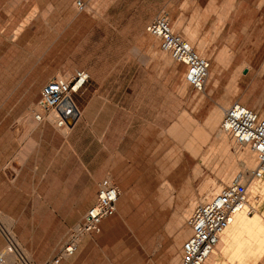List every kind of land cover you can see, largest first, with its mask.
I'll return each mask as SVG.
<instances>
[{"label": "rangeland", "instance_id": "rangeland-1", "mask_svg": "<svg viewBox=\"0 0 264 264\" xmlns=\"http://www.w3.org/2000/svg\"><path fill=\"white\" fill-rule=\"evenodd\" d=\"M20 1L0 0V167H7L9 176L14 175L18 169L14 160L19 163V158L26 155L25 151L19 152L21 145L23 147L26 142L28 153L36 146V134L25 122L29 116L26 113L35 108L44 83L76 68H88L92 62L94 72L102 75L110 72L109 83L103 86L102 96L99 95L101 107L98 105L97 108L102 113L101 126L109 125L106 134L108 171L102 178L109 176L118 184L119 203L125 206L124 211H120L119 239H110L119 240V251L122 252L119 264H179L182 242L189 235L185 225L188 214L184 216V212L204 201L209 181L221 187L230 183L238 172L248 173L255 166L254 162L244 169L241 152L249 149L236 146L228 134L225 139L218 134L222 132L219 124L224 110L233 101L259 113L264 111V11L261 10L264 0H245L243 3H239L241 0H221L222 3L189 0L183 6L180 20L173 23L170 14L167 15L173 28L210 61V68L216 61L217 82L215 85L210 83L212 91L205 90L204 93H197L183 84L186 98L171 108L161 100L139 101V113L133 121V142L139 152L136 157L138 178L133 180H119V175H124L119 174V127L130 119L120 115L119 102L131 104V99L119 97L122 88L119 83L122 62H119L131 53H91L86 50L90 40L85 35L90 23V9L95 8L93 10L98 13L91 14L96 17L106 4H84L83 10H79L72 4L62 3L65 0H53L52 4L49 3L51 0H27L22 4ZM32 8L37 11V18L25 30L23 28L22 41H9ZM27 22L24 21L23 26ZM99 23L100 28L107 29L106 22L101 20ZM189 35L193 41L189 40ZM147 37L146 44L150 50L154 48L152 54L155 57L150 75H155L157 89L162 88L158 80L165 85L169 76L168 64L174 62L159 49L156 38ZM97 39L99 37H92L93 41ZM114 39L118 43L119 36ZM224 49V61L219 63L218 55ZM106 90L111 91L107 94ZM214 115H217L215 122L212 121ZM31 117L34 118L33 113ZM37 124L38 131L40 123ZM30 142H34L33 146ZM98 162L99 157L92 166H98ZM249 207L254 212L248 215ZM84 213L73 214V223L61 229V233L65 232L63 239ZM6 215L0 212V255L2 251L11 255L12 244L5 228L13 232L18 246L22 242L20 229L14 227L12 216ZM230 233L225 245L214 251L213 264H264V177L252 181L246 209L220 241ZM16 253L19 254L17 250ZM57 253L58 250L51 258Z\"/></svg>", "mask_w": 264, "mask_h": 264}, {"label": "crops", "instance_id": "crops-1", "mask_svg": "<svg viewBox=\"0 0 264 264\" xmlns=\"http://www.w3.org/2000/svg\"><path fill=\"white\" fill-rule=\"evenodd\" d=\"M26 1L21 0L20 4ZM77 1H80L83 7L84 4H106L96 17L91 13L98 12L93 10L95 9L93 7L90 9V23L87 26L89 30L85 31V35L90 37L87 51L131 53L124 55L119 62H122L119 70V83L122 84L119 97L131 99V104L119 102L120 115L130 117L127 123L119 127V174H124L119 175V180H133L138 178L136 157L139 152L136 143L133 142L135 131L133 121L139 113V101L161 100L167 108H171L174 103L182 102L186 98L182 85H188L183 78L185 66L173 61V64H168L169 76L165 85H162L159 79L158 83L162 88L157 89L156 77L150 75V67L155 60L152 54L154 48L150 50L146 44L149 34L145 27L157 15L170 14L172 22H177L180 20L183 6L188 4L189 0H65L62 3L72 4L75 8ZM53 2L55 1H49L50 4ZM220 2L222 3L221 0H217L216 3ZM243 2L245 0L239 3ZM261 3V10L264 11V1ZM83 7L79 10H83ZM36 12L34 9L28 12L15 31L27 20L29 22L23 26L25 30L37 18ZM101 20L107 23L106 30L100 28L101 23L98 22ZM93 36L99 39L93 41ZM106 36L110 37L106 40L104 38ZM116 36H119L118 43L114 39ZM215 63L216 61L212 62L209 69L213 72V76L207 79L208 85L205 90L208 92L213 89L210 83L214 84L216 81ZM91 64L92 62L88 68H84L89 73V83L73 95L81 111L76 123L66 132L56 128L60 133L53 129L51 123H40L38 131L37 128L32 131L36 134L34 135L36 146L32 151L27 152L26 142L23 147L21 145L19 152L25 151L26 155L25 158H19V163L14 160L18 165L14 175L9 176L7 167H0V212L12 216L14 227L20 229L21 245L25 249V251L22 249L20 243L16 246L18 245L16 241L11 242L9 264L16 262L50 264L54 257L51 258V255L56 250L59 251L65 234V232L61 233V229L68 228L73 223L74 213L86 211L95 201L98 183L108 171L106 134L109 125L105 123L101 126L102 113L97 106L101 107L98 100L102 97L99 95L100 92L104 93L103 86L109 83L110 72L107 75L94 72ZM110 91L106 90V93ZM98 157V166L93 167L92 163ZM123 208H125L124 204L119 203L118 199L116 212L101 221L100 231L85 235L77 251L72 256L64 258L59 264H119V256L122 255L119 251V240L110 239H119V219L120 213L124 211ZM6 229V234L12 232L9 228Z\"/></svg>", "mask_w": 264, "mask_h": 264}, {"label": "built area", "instance_id": "built-area-1", "mask_svg": "<svg viewBox=\"0 0 264 264\" xmlns=\"http://www.w3.org/2000/svg\"><path fill=\"white\" fill-rule=\"evenodd\" d=\"M81 8L82 4L77 1ZM146 32L156 38L159 49L168 54L176 63L185 66L184 81L197 93L206 89L209 60L201 56L186 38L177 32L166 15H157L145 27ZM89 73L84 68H76L66 75L48 79L40 89L37 100L35 120L38 123H53L58 129L71 128L81 115L73 99L89 81ZM55 118L51 120V113ZM219 128L227 133L238 147H247L255 157V166L248 176L238 172L233 180L222 185L206 201L195 203L185 218L189 235L182 242L179 264H203L215 249L221 234L230 225L234 215L245 209L248 199V187L253 180L264 175V111L261 113L247 105L233 101L224 110ZM121 191L118 184L110 177L102 178L98 183L95 201L85 211L81 220L75 223L66 236L50 264H59L66 257L72 256L78 249L82 238L100 231L103 219L116 212ZM254 209L249 207L247 214ZM0 264L3 258L0 256Z\"/></svg>", "mask_w": 264, "mask_h": 264}, {"label": "bare ground", "instance_id": "bare-ground-1", "mask_svg": "<svg viewBox=\"0 0 264 264\" xmlns=\"http://www.w3.org/2000/svg\"><path fill=\"white\" fill-rule=\"evenodd\" d=\"M82 4V3H81ZM77 7H78V5H77ZM83 7V5L81 6V8ZM79 8V7H78ZM81 8H79V9H81ZM22 31H23V26H21L20 28H18L17 29V31H16V33L13 35V36H11L10 38H8V40L9 41H15V40H17V41H22V39H23V35H21V33H22ZM192 33V32H191ZM193 34V33H192ZM194 35V34H193ZM189 40L190 41H193L194 39L192 38V35H189ZM187 40V39H186ZM188 41V40H187ZM189 42V41H188ZM223 51V52H222ZM220 53V55H218L219 57H218V61L217 62H219V63H222L223 61H224V53H225V49L224 50H222ZM219 54V53H218ZM173 61V60H172ZM210 63V62H209ZM7 70H8V67L6 68ZM209 69H210V64H209ZM208 75H210L209 76V78H211L212 76H213V72H210V74H209V71H208ZM233 78H234V76H233ZM208 79V78H207ZM233 81H234V79H232ZM4 81V80H3ZM216 82L217 81H215L214 82V85L216 84ZM11 83V82H10ZM233 83V82H232ZM202 93H204V92H202ZM226 105H227V103H226ZM37 106L35 105V108H32V109H30V111L29 110H27L28 111V113H26V116L27 115H29V116H27V120L25 121V122H27V125H28V129L32 132V131H34V129L36 128V126H37V121L35 120V117L32 119V117H31V114L33 113L34 114V116H35V113L37 112ZM55 113L54 112H52L51 113V120L53 121V119L55 118ZM217 117V115H214V119L212 120V121H216V118ZM25 119H26V117H25ZM51 123V122H50ZM51 124H53V123H51ZM26 128V129H27ZM58 129V128H57ZM70 129V128H69ZM60 131L62 130L63 132H66L68 129H59ZM221 130V129H220ZM28 131V130H27ZM222 131V130H221ZM223 132V131H222ZM220 132L218 135L220 136V137H222L223 139H225V137H226V134L227 133H225V132ZM31 143V142H30ZM32 144V143H31ZM31 144H29V146L31 145ZM33 144H34V142H33ZM33 144H32V146H33ZM31 146V147H32ZM30 147V148H31ZM247 150V149H246ZM249 152H251L250 150L248 151H244V152H241V156H242V164L244 165L243 166V168L245 167V168H249L250 166H252L253 164H254V162H255V157H253L254 155H253V153L251 154V153H249ZM18 157H20V156H18ZM244 168V169H245ZM240 173H242L243 175V178H245L246 179V177L248 176V173H244L243 171H241ZM235 177V176H234ZM263 177H264V175H263ZM262 177V178H263ZM261 178V179H262ZM210 179V178H209ZM233 180V179H232ZM231 180V181H232ZM258 180H260V179H258ZM230 181V182H231ZM252 183V182H251ZM251 183H250V185H251ZM228 184V183H227ZM165 185H167L166 183H165ZM250 185H249V187H250ZM168 186V185H167ZM209 188H208V193H207V196H206V198L204 199V201H206V200H209L210 198H211V196L215 193V191L217 190V189H219V187L220 186H218L217 184H215V183H213L212 181H209ZM168 187H170V186H168ZM167 187V188H168ZM248 187V188H249ZM170 188H168V190H169ZM218 191V190H217ZM170 196V195H169ZM170 198V197H169ZM170 200V199H169ZM169 202V201H168ZM193 203V202H192ZM192 203H191V205L190 206H192ZM247 207V206H246ZM190 209H192L193 208V206H192V208L191 207H189ZM190 209H187L185 212H184V216L186 215V214H189V210ZM246 209V208H245ZM245 209H243V210H241V211H239V212H237L235 215H234V217H233V219H232V222L230 223V225L224 230V232L221 234V236H220V239H221V237L224 235V233H226V231L231 227V225H234V222L236 223V220L238 219V217L244 212V210ZM3 217V216H2ZM10 226V225H9ZM8 226V227H9ZM187 227V226H186ZM6 229V228H5ZM7 230V229H6ZM7 236H9V238H10V242H12V243H14L15 242V237H14V235L12 234V232H7ZM231 235H232V233H230V234H228L227 236H225V238L223 239V240H219V242H218V246H217V248L215 247V249L210 253V255L207 257V259L204 261V263L203 264H213V263H215V262H213V261H215L214 259V256H215V252L216 251H218L220 248H222L223 247V245H225V243L228 241V239H230V237H231ZM16 244V243H15ZM16 246H18V245H16ZM11 249V248H10ZM216 250V251H215ZM215 251V252H214ZM214 252V253H213ZM2 258H3V264H9V259H8V257L7 256H11L10 255V252L8 253V252H5V251H2V253H1V255H0Z\"/></svg>", "mask_w": 264, "mask_h": 264}]
</instances>
